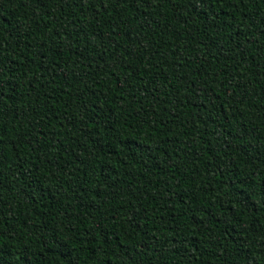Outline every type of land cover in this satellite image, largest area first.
I'll list each match as a JSON object with an SVG mask.
<instances>
[{"label":"trees","instance_id":"obj_1","mask_svg":"<svg viewBox=\"0 0 264 264\" xmlns=\"http://www.w3.org/2000/svg\"><path fill=\"white\" fill-rule=\"evenodd\" d=\"M0 264H264V0H0Z\"/></svg>","mask_w":264,"mask_h":264}]
</instances>
